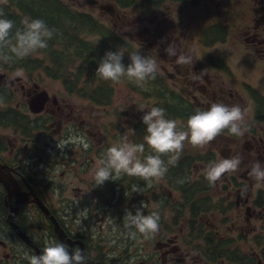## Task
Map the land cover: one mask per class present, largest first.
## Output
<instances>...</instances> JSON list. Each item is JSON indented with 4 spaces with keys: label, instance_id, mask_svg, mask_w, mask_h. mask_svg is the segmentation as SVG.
I'll use <instances>...</instances> for the list:
<instances>
[{
    "label": "flooded vegetation",
    "instance_id": "flooded-vegetation-1",
    "mask_svg": "<svg viewBox=\"0 0 264 264\" xmlns=\"http://www.w3.org/2000/svg\"><path fill=\"white\" fill-rule=\"evenodd\" d=\"M60 1L115 35L125 65L137 50L158 56L161 63L156 79L137 89L147 100L123 96L119 112L111 109L116 84L105 104L97 85L89 93L90 85H74L72 77L65 85L46 77L43 68L27 72L0 64V168L24 194V200H9L0 184V264H28L26 256L42 254L50 241L61 242L33 195L74 243L67 245L69 250L83 251L86 264H264V186L257 187L248 176L254 163L264 162V0ZM199 22H204L201 29L190 33ZM168 43L192 55L193 65L178 67L164 52ZM16 72L21 75L7 86ZM41 73L60 82V88L44 83ZM161 92L181 100L182 115L189 111L184 119L166 115L179 127L197 109L222 102L247 110L248 130L242 137L225 131L194 148V157L181 155L152 188L128 176L95 186L91 174L101 153L122 136L143 142L146 126L138 119V105L157 107L154 96ZM148 154L146 147L141 159ZM236 155L242 158L239 169L209 186L203 175L209 162ZM132 185L141 191L133 193ZM141 202L146 215L160 214L158 233L145 239L146 252L139 247V235L122 242L120 231L117 251L116 239L110 241L86 223L110 218L118 226ZM10 215L34 247L13 231Z\"/></svg>",
    "mask_w": 264,
    "mask_h": 264
},
{
    "label": "clouds",
    "instance_id": "clouds-1",
    "mask_svg": "<svg viewBox=\"0 0 264 264\" xmlns=\"http://www.w3.org/2000/svg\"><path fill=\"white\" fill-rule=\"evenodd\" d=\"M0 3L6 4L7 0H0ZM55 34L56 29L50 28L42 19L25 18L22 26L17 27L0 9V64H14L47 49ZM164 52L168 57L175 58L174 61L180 68L193 65L192 55L180 52L175 43H168ZM124 55L120 48L105 52L98 62L95 76L113 84H119L122 79H126L146 89L148 83L156 79L157 59L150 55H141L137 50L128 55L130 63L125 65L122 62ZM20 75L19 72L13 73L6 82L7 86H11ZM2 102L0 98V103ZM138 110L145 112L141 118L146 126L143 142L132 143L127 136H122L118 142L101 153L91 174L95 186H102L106 181L116 182L128 176L136 177L144 181L145 187L152 188L165 177L170 166L177 164L185 142L194 148H203L225 131L232 136L242 137L248 130L247 110L239 105L229 106L222 102H212L206 110L197 109L183 127H179L176 120L166 118L163 108L151 107L145 111L142 105ZM146 147L149 154L141 159L140 154L146 151ZM165 156L168 158L167 162L162 159ZM241 163L242 158L239 155L209 162L203 170L204 178L209 186H215L225 174L235 173ZM248 176L257 187L264 186V162L254 163L248 171ZM131 191L136 193L141 189L132 185ZM144 207L141 202L135 214L127 211L123 217L124 226L133 238L139 235L143 239H151L159 231V212L153 210L146 215ZM25 259L28 264H86L81 249L70 251L66 244L54 240L44 247L42 254L26 256Z\"/></svg>",
    "mask_w": 264,
    "mask_h": 264
},
{
    "label": "trees",
    "instance_id": "trees-1",
    "mask_svg": "<svg viewBox=\"0 0 264 264\" xmlns=\"http://www.w3.org/2000/svg\"><path fill=\"white\" fill-rule=\"evenodd\" d=\"M5 17L22 26L25 18L42 19L50 27L56 29V34L49 41L48 48L20 60L11 66L25 68L27 72H34L43 68L46 77L60 79L66 85L67 80L73 78V84L90 85L87 92L97 85L96 93L101 95L103 103L108 104L112 95L111 82H106L95 76L99 60L107 51H116L118 44L116 36L107 33L100 23L89 16L76 11L60 0H7L0 3ZM126 64V60L122 61ZM75 71V75L71 72ZM77 72V73H76ZM156 106L163 108L168 116L184 119L189 111L183 114L181 100L174 95L165 97L164 92L154 96ZM160 100L170 104L163 107ZM170 110H174L171 113Z\"/></svg>",
    "mask_w": 264,
    "mask_h": 264
},
{
    "label": "rangeland",
    "instance_id": "rangeland-1",
    "mask_svg": "<svg viewBox=\"0 0 264 264\" xmlns=\"http://www.w3.org/2000/svg\"><path fill=\"white\" fill-rule=\"evenodd\" d=\"M70 4V3H69ZM82 11L83 10H87V8H84V9H81ZM199 25H196V27L194 29H192L190 31V33L194 34L196 33V31L200 30L202 25H204V22H199ZM141 49V48H139ZM215 49H208L207 51L209 53L213 52ZM141 52V51H140ZM141 55H150L148 53H144V52H141L140 53ZM152 56V55H150ZM157 59V63H158V67L161 63L160 59L158 56H153ZM74 72V70H72V73ZM40 77L43 78L44 80V83H47V84H50V86H54L55 89H59L61 84L60 82H51L50 80H48L42 73L40 74ZM130 82H128L126 79H122V81L119 83V84H116L115 85V89H114V96H113V101H114V104L112 106V111H120L119 110V104L122 102L123 99V96H127L129 99H132V100H136L138 103H142L144 100H147L145 99L143 96H141L139 93H137V89H138V86L132 84L133 86H130ZM53 88V87H52ZM140 91V90H139ZM144 106V105H143ZM141 105H138V109H140ZM150 106H144V110L147 111V110H150ZM112 112V113H113ZM143 113V114H142ZM145 114L144 111H140L138 110V119L140 120L142 118V116ZM112 117H110V119H107V120H111ZM142 120V119H141ZM178 125L180 124L179 122H177ZM196 150L194 149V147H192L191 145H189L187 142H185V146H184V149L182 151V154L183 155H187V156H195L196 155ZM181 154V155H182ZM121 208V207H119ZM116 220L115 219H110V218H105V219H102L100 221L98 220H86V223L87 225H90L92 224V227L95 231H98V232H101L103 235H105L106 237L110 238V241H113V240H117V238L120 237V235L118 234L120 231H123V236H122V242L125 241V239L130 242L132 241L134 238H130L131 236L129 235V230L127 228H125L124 224H125V221L123 220L121 223H118V226L116 224H114ZM101 228V231L100 229ZM117 233V234H116ZM145 239H143L142 237L139 236V239H138V243L142 246H139V247H143L144 248V251L146 252L147 249L145 247ZM121 246V242L120 240L118 239L117 242H116V246H115V249L117 251H120V247ZM128 247L130 248V246L128 245ZM151 247V246H149ZM132 249L136 250L137 249V245L134 246Z\"/></svg>",
    "mask_w": 264,
    "mask_h": 264
},
{
    "label": "water",
    "instance_id": "water-1",
    "mask_svg": "<svg viewBox=\"0 0 264 264\" xmlns=\"http://www.w3.org/2000/svg\"><path fill=\"white\" fill-rule=\"evenodd\" d=\"M102 8V7H101ZM106 11H109V8L105 7L104 8ZM38 112V111H34ZM0 184L3 186L4 190L6 191V197L11 200V198H15L17 201L19 200H24L22 196L24 195L20 191V187L17 184V182L14 180L13 177L8 176L4 173L3 168H0ZM34 204L39 208V210L48 218L53 223V226L55 228V231L58 232L59 239L61 242L66 243L68 246H72L74 243L71 242L70 239H68L64 233L61 231L60 227L58 226L56 220L54 217L51 215L50 211L46 208V206L35 196H32ZM8 222L10 223L13 231L27 244L31 245L34 247L33 243L26 237L25 234H23L20 229L12 222V215L8 217Z\"/></svg>",
    "mask_w": 264,
    "mask_h": 264
},
{
    "label": "bare ground",
    "instance_id": "bare-ground-1",
    "mask_svg": "<svg viewBox=\"0 0 264 264\" xmlns=\"http://www.w3.org/2000/svg\"><path fill=\"white\" fill-rule=\"evenodd\" d=\"M183 155V154H182Z\"/></svg>",
    "mask_w": 264,
    "mask_h": 264
}]
</instances>
